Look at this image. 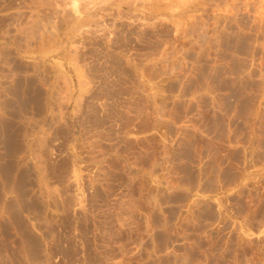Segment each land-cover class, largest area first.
<instances>
[{
	"label": "rangeland",
	"instance_id": "rangeland-1",
	"mask_svg": "<svg viewBox=\"0 0 264 264\" xmlns=\"http://www.w3.org/2000/svg\"><path fill=\"white\" fill-rule=\"evenodd\" d=\"M37 1L0 0V264H264V126L249 150L229 145L230 116L160 134V154H212L226 180L180 169L188 180L159 182L153 203L134 166L106 175L101 159L110 136L135 147L119 133L139 69L264 93V0Z\"/></svg>",
	"mask_w": 264,
	"mask_h": 264
},
{
	"label": "crops",
	"instance_id": "crops-1",
	"mask_svg": "<svg viewBox=\"0 0 264 264\" xmlns=\"http://www.w3.org/2000/svg\"><path fill=\"white\" fill-rule=\"evenodd\" d=\"M139 70L133 79V88L127 90L126 119L119 133L120 139L133 140L135 147L124 149L120 145L116 146L111 143L110 136V143H104L102 147L105 174H108L106 170H110L116 160L124 162L127 169L134 166L136 176L146 182L149 188L143 197L151 203L158 198L159 182L188 180L180 177L184 174L180 169L192 173V180L197 182L226 180L219 177L223 173L220 169H209L210 164L206 159L213 157L212 154L199 152L197 161L193 162L176 161L175 154L169 156V152L160 154L159 135L174 133L175 127H183L182 132H186L185 128L190 127L187 121L194 114L200 117L207 113L213 119L212 125L218 119L220 126L223 125V117L230 116L231 122L226 123V127L230 126L227 131L230 134L229 145L236 150H249L253 143L250 135L258 127L264 126V93H218L217 87L213 85L209 88L205 85L195 86L186 80L175 83L168 78V73L166 79H160L163 73L149 76L148 72L141 70L140 74ZM71 101L75 102L74 95ZM239 128L243 129L242 133L246 136L241 135ZM76 148H79L78 133ZM168 148L165 149L169 151ZM86 150L88 157L84 163L88 168H94V162L97 161L95 144L88 142ZM160 167L166 169L160 172Z\"/></svg>",
	"mask_w": 264,
	"mask_h": 264
},
{
	"label": "bare ground",
	"instance_id": "bare-ground-1",
	"mask_svg": "<svg viewBox=\"0 0 264 264\" xmlns=\"http://www.w3.org/2000/svg\"><path fill=\"white\" fill-rule=\"evenodd\" d=\"M32 1H33V0H32ZM35 1H36V0H35ZM38 1H39V0H38ZM38 1H37V2H38ZM43 1H44V0H43ZM47 1H48V0H47ZM52 1H53V0H52ZM48 2H49V1H48ZM43 3H45V2H43ZM49 3H51V2H49ZM51 4H52V3H51ZM39 5L41 6L40 3H39ZM44 6H45V5H44ZM47 6H48V5H47ZM42 7H43V4H42ZM45 7H46V6H45ZM49 7H51V5H50ZM49 7H48V8H49ZM55 7H56V6H55ZM37 8H38V7H37ZM40 8H41V7H40ZM51 8H52V7H51ZM38 9H39V8H38ZM32 10H33V9H32ZM40 11H41V10H40ZM61 12H62V11H61ZM57 13H58V12H57ZM50 14H51V13H50ZM55 14H56V13H55ZM65 14H66V13H65ZM70 14H71V13H70ZM56 15H57V14H56ZM65 16H66V15H64V16L62 15V17H64V18H65ZM45 17H46V16H45ZM47 18H48V17H47ZM58 18H61V17L58 16ZM64 18H63V19H64ZM66 18H67V16H66ZM49 19H50V18H49ZM68 19H69V18H68ZM72 19H73V18H72ZM36 21H37V19H36ZM63 21H64V20H63ZM34 22H35V20H34ZM64 22H65V21H64ZM66 22H67V21H66ZM35 24H37V23H35ZM67 24H68V23H67ZM14 39H16V38H14ZM14 41H15V40H14ZM15 44H16V43H15ZM16 46H17V45H16ZM1 48L3 49V47H1ZM4 48H5V47H4ZM6 48H7V47H6ZM6 50H8V49H6ZM6 50H2V51L0 52V57H1L2 55H3V56H6V55H7V56L10 57L9 54H11V53H10V52H11V51H10L11 49H9L8 52H7ZM5 51H6L7 53H6ZM9 57H8V58H9ZM4 60H5V59H4ZM4 60H3V61H4ZM3 61H1V62H3ZM22 67H23V66H22ZM23 68H24V67H23ZM21 69H22V68H21ZM13 74H14V73H13ZM2 76H4V75H2ZM24 77H25V76H24ZM0 79H1V78H0ZM21 80H22L23 83H26V82L28 81L27 79H21ZM30 80H31V79H30ZM0 81H1V80H0ZM0 84H1V83H0ZM24 86H25V85H24ZM22 87H23V86H22ZM22 87H21V88H22ZM21 90H23V89H21ZM23 91H24V90H23ZM23 91H22V92H23ZM2 93H3V92H2ZM2 93H1V94H2ZM11 93H12V91H11ZM13 93H14V92H13ZM18 93H19V92H18ZM23 93H24V92H23ZM28 93H29V92H28ZM24 94L27 95L26 93H24ZM16 95H17V94H16ZM6 97H7V96H6ZM40 97H41V96H40ZM38 100H39V99H38ZM2 101H3V100H2ZM3 104H4V103H3ZM7 106H8V105H7ZM7 106H6V107H7ZM8 107H9V106H8ZM8 107H7V108H8ZM21 107H22V106H21ZM50 107H51V106H50ZM23 108H24V107H23ZM23 108H22V110H23ZM9 110H10V109H9ZM10 111H11V110H10ZM3 112H4V111H3ZM3 112H2V113H3ZM6 112H7V111H6ZM22 112H23V111H22ZM12 115H13V114H12ZM12 117H13V116H12ZM20 118H21V117H20ZM25 118H26V117H25ZM18 120H19V119H18ZM20 120H21V119H20ZM24 120H25V119H24ZM21 121H22V120H21ZM5 122H6V121H5ZM10 122H11V121H10ZM15 122H16V121H15ZM27 122H28V121H27ZM1 123H2V122H1ZM8 123H9V122H8ZM2 124H3V123H2ZM4 124H5V123H4ZM6 125L8 126L7 122H6ZM12 125H13V124H12ZM27 125H28V124H27ZM7 126H6V128H8ZM10 126H11V125H10ZM4 127H5V126H4ZM21 127H22V126H21ZM24 127H25V126H24ZM2 128H3V127H2ZM12 128H13V127H12ZM14 129H15V128H14ZM25 129H26V128H25ZM1 130H2V129H1ZM10 130H11V129H10ZM10 130H9V131H10ZM12 130H13V129H12ZM12 130H11V131H12ZM2 131H4V130H2ZM9 131H8V133H9ZM13 131H14V130H13ZM21 131H23V130H21ZM5 132H6V131H5ZM15 132H16V131H14L13 133L16 134ZM0 133H1V131H0ZM8 133H6V134H8ZM20 133H21V132H20ZM26 133H27V132H26ZM54 133H55V132H54ZM6 134H5V135H6ZM14 134H13V135H14ZM3 135H4V134H3ZM23 135H25V134H23ZM6 136H7V135H6ZM12 137H13V136H12ZM12 137H10V138H12ZM22 137H23V136H22ZM5 138H6V137H5ZM40 138H41V137H40ZM12 139H13V140L11 141V145H10V147H9L8 149H10V150H12V151H13V150H16V151H17L18 149H21V148L24 147L23 145L17 143V140L15 141L14 138H12ZM22 139H23V138H22ZM24 139H25V138H24ZM18 140H19V139H18ZM41 140H42V139H41ZM44 140H45V139H44ZM5 141H6V140H5ZM25 141H26V139H25ZM27 141H28V140H27ZM39 142H40V141H39ZM21 143H22V142H21ZM22 144H23V143H22ZM26 144H27V142H26ZM37 144H38V143H37ZM27 145H28V144H27ZM8 146H9V144H8ZM42 146H43V145H42ZM5 147H7V146H5ZM27 148H28V147H27ZM44 148H45V147H44ZM30 150H31V149H30ZM23 151H24V150H23Z\"/></svg>",
	"mask_w": 264,
	"mask_h": 264
}]
</instances>
